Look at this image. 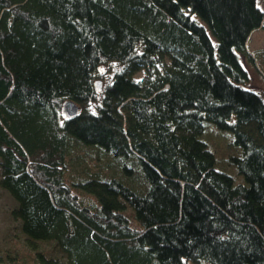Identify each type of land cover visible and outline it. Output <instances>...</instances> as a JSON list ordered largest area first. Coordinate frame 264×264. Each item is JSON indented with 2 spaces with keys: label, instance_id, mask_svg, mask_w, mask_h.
<instances>
[{
  "label": "trees",
  "instance_id": "1",
  "mask_svg": "<svg viewBox=\"0 0 264 264\" xmlns=\"http://www.w3.org/2000/svg\"><path fill=\"white\" fill-rule=\"evenodd\" d=\"M263 26L259 0H0V188L37 264H264Z\"/></svg>",
  "mask_w": 264,
  "mask_h": 264
},
{
  "label": "rangeland",
  "instance_id": "2",
  "mask_svg": "<svg viewBox=\"0 0 264 264\" xmlns=\"http://www.w3.org/2000/svg\"><path fill=\"white\" fill-rule=\"evenodd\" d=\"M259 5H261L262 9L264 10V0H259ZM248 49L252 54H255L256 57L259 56V59L256 58L258 59V63L252 62L251 65L246 59H244L245 63H247L246 65L248 66L252 77L250 86L264 94V63L262 62V59H264V57H261L263 56L262 54H264L261 53L264 52V26L252 32L248 43ZM112 74V71H109L108 69L106 70L104 68L102 71L103 78L97 79L98 81H100V86L107 83L111 79ZM212 127L213 126L209 125L208 130ZM207 131L205 132L203 139H207L213 146V143L217 145L221 144L220 136L222 135L219 133L227 134V132L223 133L218 130L217 131L219 133L214 131H210L207 133ZM226 150H228V147H226ZM222 156L224 155H219L217 153L218 161L219 158H222ZM13 207V199L6 193V191L0 188V243L2 245V248L7 249L8 253L12 254V258L6 259L7 261L1 258L0 264H17V262L20 261L22 263L25 262V264H37L35 251L28 247L24 235L20 232L18 221L14 220L11 216ZM39 249L43 251L47 256L55 253L51 251V244L49 243H40ZM13 250H17L18 252H14ZM14 257L16 258L13 259Z\"/></svg>",
  "mask_w": 264,
  "mask_h": 264
},
{
  "label": "water",
  "instance_id": "3",
  "mask_svg": "<svg viewBox=\"0 0 264 264\" xmlns=\"http://www.w3.org/2000/svg\"><path fill=\"white\" fill-rule=\"evenodd\" d=\"M99 88H100V81H99ZM63 112L66 114L67 117L72 118L77 116L79 113V106L76 102L67 100L63 105Z\"/></svg>",
  "mask_w": 264,
  "mask_h": 264
}]
</instances>
